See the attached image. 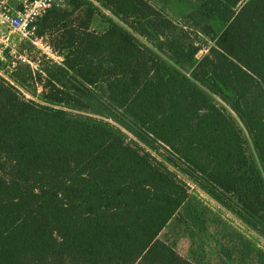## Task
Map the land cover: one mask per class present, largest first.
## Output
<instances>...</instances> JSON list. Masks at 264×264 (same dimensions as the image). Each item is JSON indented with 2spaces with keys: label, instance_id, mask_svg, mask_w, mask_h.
<instances>
[{
  "label": "trees",
  "instance_id": "trees-1",
  "mask_svg": "<svg viewBox=\"0 0 264 264\" xmlns=\"http://www.w3.org/2000/svg\"><path fill=\"white\" fill-rule=\"evenodd\" d=\"M66 1L36 24L63 60L25 40L31 62L0 73V264H195L159 238L188 197L171 166L264 234V0L182 24L149 0ZM223 7L197 58L186 27Z\"/></svg>",
  "mask_w": 264,
  "mask_h": 264
},
{
  "label": "rangeland",
  "instance_id": "rangeland-1",
  "mask_svg": "<svg viewBox=\"0 0 264 264\" xmlns=\"http://www.w3.org/2000/svg\"><path fill=\"white\" fill-rule=\"evenodd\" d=\"M149 1L180 24L185 23L188 15L204 2V0ZM224 8L214 13L211 32L202 33L186 27L191 40L199 48L197 58L209 51L216 43L218 35L227 26ZM104 11L113 17L110 12ZM230 13L231 11L226 15L229 16ZM107 25L108 23L98 15L92 23V27L97 31L104 30ZM25 40L29 39L13 33L7 25L0 22V73L8 79L19 62H31L21 50ZM35 45L42 53L53 58L40 45ZM23 57L26 60H23ZM187 75L190 76V73L187 72ZM27 95L31 97L30 94ZM212 96L216 102L226 106L218 95L212 94ZM246 137L250 154L258 160L252 140L247 133ZM171 167L187 182L188 197L162 229L159 238L172 245L184 258L195 264H264V234L245 223L183 172Z\"/></svg>",
  "mask_w": 264,
  "mask_h": 264
},
{
  "label": "built area",
  "instance_id": "built-area-1",
  "mask_svg": "<svg viewBox=\"0 0 264 264\" xmlns=\"http://www.w3.org/2000/svg\"><path fill=\"white\" fill-rule=\"evenodd\" d=\"M53 6L68 5L66 0H0V22L7 25L13 33L40 45L52 55L53 59L61 62L62 55L54 51L52 46L36 32L38 19ZM23 60L26 58L23 57Z\"/></svg>",
  "mask_w": 264,
  "mask_h": 264
}]
</instances>
